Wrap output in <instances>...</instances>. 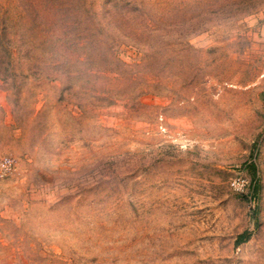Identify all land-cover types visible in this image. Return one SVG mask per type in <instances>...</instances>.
<instances>
[{
	"label": "rangeland",
	"instance_id": "1",
	"mask_svg": "<svg viewBox=\"0 0 264 264\" xmlns=\"http://www.w3.org/2000/svg\"><path fill=\"white\" fill-rule=\"evenodd\" d=\"M263 22L264 0H0V264H264Z\"/></svg>",
	"mask_w": 264,
	"mask_h": 264
},
{
	"label": "built area",
	"instance_id": "2",
	"mask_svg": "<svg viewBox=\"0 0 264 264\" xmlns=\"http://www.w3.org/2000/svg\"><path fill=\"white\" fill-rule=\"evenodd\" d=\"M15 169V163L13 158L4 157L0 159V176H6L12 173ZM231 187H233L236 191H243L244 182L240 180H234L231 183Z\"/></svg>",
	"mask_w": 264,
	"mask_h": 264
},
{
	"label": "trees",
	"instance_id": "3",
	"mask_svg": "<svg viewBox=\"0 0 264 264\" xmlns=\"http://www.w3.org/2000/svg\"><path fill=\"white\" fill-rule=\"evenodd\" d=\"M249 237H250V234H248V233H243V234L239 235L237 237L236 244H241V243L246 242L249 239Z\"/></svg>",
	"mask_w": 264,
	"mask_h": 264
},
{
	"label": "crops",
	"instance_id": "4",
	"mask_svg": "<svg viewBox=\"0 0 264 264\" xmlns=\"http://www.w3.org/2000/svg\"><path fill=\"white\" fill-rule=\"evenodd\" d=\"M261 38H262V41L264 43V22H263L262 27H261Z\"/></svg>",
	"mask_w": 264,
	"mask_h": 264
}]
</instances>
